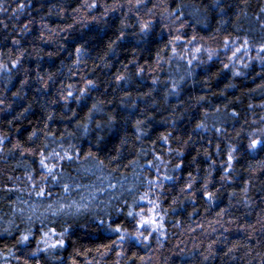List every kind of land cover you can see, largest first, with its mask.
Instances as JSON below:
<instances>
[{
    "label": "trees",
    "instance_id": "obj_1",
    "mask_svg": "<svg viewBox=\"0 0 264 264\" xmlns=\"http://www.w3.org/2000/svg\"><path fill=\"white\" fill-rule=\"evenodd\" d=\"M19 2L28 6L18 18L10 19L17 0H3L8 12L0 13V21L8 25L4 28L0 24V64L11 68V62L24 53L19 70L12 68L11 76L0 72V100L3 101L0 104V138H4L0 145V264H23V257L18 261L10 255V252L19 255L14 247L19 232L13 229L12 234L7 235L4 229L10 227L11 221L22 231L28 226L30 215L34 239L29 250L37 247L42 231L49 228L60 232L72 226L75 231V235L70 232L65 236L63 249L38 254L40 264H73V261L75 264H264V151L247 150L252 138L264 134V69L258 61L247 59H235L230 68L223 67L230 63L232 51L245 38L253 45L249 53L253 57L255 47L264 43V12H261L264 0H222L223 13L219 8L203 12L205 5L212 4L213 0H175V3L165 0L169 8L176 3L184 6L186 26L182 34H186V39L197 37L196 43L186 46L212 50L215 54L211 60L207 52H184L183 47H178L177 51L185 59L173 56L165 44L177 34L175 28L180 25L177 22L165 28L164 25L171 22L160 18V9L155 17H143L154 21L151 43L138 44L139 37L129 34L125 41L115 46L114 52H110L108 44L115 39L121 19L134 26L130 32H138L135 12H129L125 6L117 12H109L99 24L90 23L85 27L84 22L91 21L92 15L100 16L104 7L126 5V0H98L101 7L91 15L73 13L82 0ZM124 13H128L127 18ZM197 19L200 24L193 23ZM25 24H29V32L21 33ZM69 25L74 27L59 35H50V30L58 32L60 28L68 29ZM41 32L50 42L40 39ZM61 36L67 38L64 49L60 48L65 43ZM13 39L20 40V45L12 44ZM226 39L237 40V43L230 44L226 50ZM85 40L86 51L77 64L74 46ZM50 52L54 53L51 57ZM157 53L161 57L159 63ZM194 55L196 59L189 65L187 59ZM237 56L241 57L242 53ZM140 68L144 71L137 75ZM24 69L28 70L29 84L22 87ZM234 71L242 75L234 76ZM38 74L44 77L48 88H43L36 80ZM50 74L51 81L48 80ZM117 75L127 80L118 84ZM88 80L96 84L95 89L90 88L88 98L81 104L72 99L65 104L61 94L66 95L67 86L72 85L71 90L78 95ZM154 80L157 83L153 84ZM173 82L180 86L176 94H169ZM17 91L22 99L13 96ZM200 97L205 99L200 100ZM94 103L100 111L93 112L89 122L88 110ZM233 112L237 115L233 116ZM49 115L52 120L47 119ZM110 115L116 116L119 131L107 132L105 142L97 147L96 136L104 133H97L95 124L103 123ZM137 119L144 121L139 132L135 128ZM201 122L205 127L196 128ZM84 123L91 129L88 135L77 126ZM32 132L36 136L29 140ZM167 133H172L174 138L165 144L158 137ZM121 140H126L124 146ZM17 144L19 148H14ZM61 144L64 149L70 144L84 152L91 149L104 160V170L85 171L91 167L90 163H65L58 171H62L64 177L61 184L71 185L70 192L64 193L61 186H53L49 181L51 198L30 197L32 188L28 175L39 183L43 171L38 163V152L30 150L47 145L46 152L60 151ZM233 147L237 149L233 153L235 158L231 169L225 173L228 153ZM116 149H119V166L109 164L107 159L117 154ZM176 150L184 155L178 157ZM157 155L162 163L155 161ZM133 160L137 163H130ZM148 161L160 164L159 175L175 177L173 181L164 182L163 190H152L149 197L160 203L164 235L154 233L143 243L126 242L106 250L103 246L111 244L116 237L96 229L92 217L107 220L110 216L133 230L131 223L125 220L128 208H123L125 215L118 213L117 208L123 207L124 200L132 205L134 198L138 200L150 191L147 181L154 180L157 173ZM181 161L182 167L175 169ZM113 168L118 170L113 172ZM189 173L194 179L193 187L181 192L190 182ZM222 175L227 179L222 180ZM206 181V190L215 193L212 201L203 195ZM109 183L116 188H108ZM133 186L135 191L129 194L126 189ZM6 187L20 191L8 192ZM100 187L107 192L98 193L96 190ZM81 197L88 209L79 215L52 216L47 211L48 204L80 202ZM30 204L35 215L28 211ZM140 205L145 211L151 207L147 200ZM20 208L25 209L23 217ZM221 210L224 213L218 216ZM86 233H90L91 238ZM55 239L50 242L54 243ZM213 241L218 243L213 246L214 254L210 255L208 245ZM39 247L43 248V243ZM228 248L234 251L226 256ZM203 256L209 259L204 260ZM29 264L36 262L31 260Z\"/></svg>",
    "mask_w": 264,
    "mask_h": 264
},
{
    "label": "snow or ice",
    "instance_id": "obj_2",
    "mask_svg": "<svg viewBox=\"0 0 264 264\" xmlns=\"http://www.w3.org/2000/svg\"><path fill=\"white\" fill-rule=\"evenodd\" d=\"M29 3H31V0H28ZM173 3H175V0H173ZM221 3L222 0H213L212 4L205 5L203 12L207 13L209 9H216L219 8L220 11L223 13L224 9L221 8ZM151 4L152 6L149 7L148 5ZM28 5L23 2H19L17 0V7L12 9L13 16L11 18H18L19 14L23 12V10L27 7ZM125 6L128 7L129 12H135V18L138 24V32L132 31L130 32L131 29H133V25L129 24L126 22L125 19H121L120 21V27L118 30V33L116 34L115 39L111 40L110 43L108 44V51L114 52L115 46L120 44L121 42L125 41L127 36L129 34L138 36L139 40L137 43H151L152 42V33L154 29V21L152 18H149L145 20L143 17L148 16V17H155L157 15V9H160L159 11V16L161 19L165 20H170V24H165V28H170L172 25L176 24L179 22V28H175V32L177 33L176 35L171 36V39L167 41V44H165V48H170L173 56L179 57L180 59H185L184 56L180 55V53L177 51L178 47H183L184 52H189L192 51L194 53H201V52H207L208 53V58L209 60L212 59L213 55L215 54L212 50L205 49L202 47H196L194 49H189L186 45H192L197 42V37L193 35L191 38L186 39V34H182V30L185 28V13L182 11V8L184 7L183 5L176 3L175 7L169 8L165 0H160L159 3H154L153 0H135L133 3V0H126V5L122 4H115L111 8L109 7H104L103 13H101L100 16H95L92 15L91 21L84 22V26L87 27L88 24L90 23H96L99 24L101 21L104 20L105 17L108 16L109 12H117L118 10L124 8ZM101 7V4L98 2V0H82L80 3L79 7L74 8L72 11L73 13H81V12H86L89 15L93 13L94 10L98 9ZM63 11V9H61ZM8 8H6L3 4V0H0V13H7ZM261 12H264V8L261 9ZM125 18H127L128 13H124ZM31 21H29V24ZM194 24H200V20H195L193 22ZM0 24H3V21H0ZM29 24L23 25V27L20 29L21 33H27L29 32ZM4 28H7V24H3ZM43 27H47V25H43ZM74 25H69L68 29L65 28H60L58 32H54L53 30H50V35H59L60 33H64L68 31L69 29H72ZM91 30V29H90ZM40 39L45 40L44 33H40ZM75 39V37L73 38ZM239 38H237L238 40ZM61 40H64L65 43L60 45L61 49H64L67 43V38L64 36H61ZM237 40H228L226 39L224 41V48L227 50L229 49V45L232 44L233 46L237 43ZM12 44L19 46L20 45V40L18 39H13ZM45 42H50L45 40ZM87 44V41L85 40L84 43H80L74 46V53L76 55V62L79 64L80 61V55L86 51L85 45ZM253 50V45L250 43V41L245 38L242 43H240L239 47H235V50L232 51V55L229 57V64H224L223 67L225 69L230 68L231 62L234 61L235 59H247L249 61H258L262 69H264V43H261L258 47H255L256 55L253 57L249 55V53ZM242 53L241 57H238L237 54ZM24 53H21L19 57H17L16 60L11 62V68H8L4 64H0V72H6L9 76H11V70L12 68H16L19 70L21 66V60L23 57ZM48 55L51 57L54 55V53H48ZM161 57L159 53H157V62L159 63ZM196 59V56H192L191 59H187V63L189 65L192 64L193 60ZM130 63H133L130 61ZM243 67L247 68L249 67L248 64H243ZM144 71L143 68H140L137 71V75H140ZM25 73V78L21 80V86H27L29 84V78H28V70L24 69ZM189 75H191V72H189ZM234 76H240L242 75L241 72L239 71H234L233 72ZM259 75V74H258ZM183 79V78H182ZM36 80L42 84L43 88H48L49 84L44 80L43 76H40L39 74L36 76ZM48 80H52V75L50 74L48 76ZM127 78L123 75H117L115 77V81L119 84L122 81H126ZM157 83V81H153V84ZM179 84L176 82L172 83V87L169 90V94H176L178 89H179ZM232 85H229L231 87ZM72 85L67 86V91L66 95L63 93L61 94V99L64 100L65 104L72 99L74 100L77 104L83 103L87 98H88V93L90 88L95 89L96 84L92 80H88L86 82V85L84 88L79 90V94L75 95L73 93ZM37 91H40L38 88ZM127 95H130L128 93ZM148 95H151L149 93ZM13 96L22 99L21 93L19 91L13 93ZM200 100L205 99L204 97H200ZM54 101L53 103H55ZM3 101L0 100V104H2ZM135 107V105H133ZM251 107V105L249 106ZM25 112L28 111V108L24 109ZM100 111V108L96 103H94L91 108L88 110V120L89 122L92 121L93 119V112ZM216 111H219V109H216ZM76 113L73 112V116H75ZM207 115V113H205ZM233 116L237 115V113L233 112ZM52 116L49 115L47 117L48 120H52ZM68 119H71V117H68ZM117 119L116 116L110 115L106 121L103 123L97 122L95 124V130L97 133H104L103 135H97L96 136V141H97V147L99 145L103 144L105 142V138L107 135V132H118L119 129L117 128ZM144 121L137 119L135 122V128L137 132L140 131L141 127L143 126ZM79 128L83 130L84 135H88V133L91 131L89 128L88 123L84 124H78L77 125ZM205 125L203 122L198 123L196 125V128H203ZM216 131H220V129H216ZM255 135V134H254ZM36 136L35 132H32L31 135L29 136V140H32L33 137ZM170 138H174L172 136V133H167L163 134L158 139L160 141H163L165 144H168ZM137 140L140 139V136L137 135L136 137ZM191 139V137H189ZM4 142V138H0V145H2ZM187 143V141H185ZM126 144V140H121V146H124ZM14 148H19V144L14 145ZM47 145L44 146V148H37V149H31L30 152L32 153H37L39 154V166L43 170L40 174V179L39 183H36L34 181V177L32 175H28V180L31 182L30 186L32 188V191L29 192V196H35L37 199H44V198H51L52 192L50 191L49 188V181H51V184L53 186H61L63 189L64 193H68L71 191V185L68 183H63L61 184V181L64 179L62 171H58V169L62 170L65 163L68 165H71L73 162H80L81 165L90 163L91 167L85 169V171H91L92 169L98 170V171H103L105 167V162L104 160L100 159L98 155H96L95 152H93L91 149H89L87 152H84L82 149L77 148L75 145H69L68 149H64L63 144L60 145V151H56L53 149L51 152H46ZM261 150L264 151V134L255 136V138H252L250 142L247 145V150L250 152H255L256 150ZM2 150V149H0ZM117 152L116 155L109 156L108 163L109 164H116L119 166L120 164V155H119V149L115 150ZM169 153H172L173 150L169 148ZM236 148H230V151L228 153V160H227V167L224 169V172L227 173L231 169L232 161L235 158L233 153L236 152ZM23 155V153H21ZM178 157H182L184 153L182 151L176 150L175 153ZM144 155H147V153H144ZM207 155V154H206ZM155 161L161 162V157L160 156H155ZM132 164H136L137 161L133 160L130 161ZM148 165L152 168L155 169V172L157 173L156 178L149 179L147 181L148 187L150 189L149 192H145L143 195L139 196V199H133L132 205H129L127 200H124L123 202V207L117 208V212L120 213L121 215H125L123 212V208L126 207L128 208V211L125 215V220L129 221L132 225L133 230H129L128 227L124 225L123 222L118 221L117 219L109 218L107 220L103 218H99L96 216L92 217V223L95 224L96 229H98L101 232L104 233H110L116 237L115 240L112 241L111 244L107 246H103L106 248V250H112L116 246H121L125 244L126 242H132L133 244H139L147 241L154 233H159L160 236L164 235L163 231V220L164 217L160 215L161 211V206L158 201H155L153 199H150V194L152 190L155 189H161L163 190L165 187L164 182L165 181H173L175 177L173 176H168V175H159L160 173V164L154 163L153 161H148ZM183 161L181 163H177L175 165V169H180L182 167ZM143 167V166H141ZM118 168H113L112 171L116 172ZM79 171V169H77ZM189 183L186 185V188H182L180 191L184 192L186 189L191 190L193 187L194 179L192 177V174L189 173ZM221 179H227L226 175H222ZM207 184L208 182L206 181L204 188L205 191L203 192V195L206 197L207 200L212 201L215 193L207 191ZM80 185H77V188H79ZM123 187V185H121ZM108 188L110 189H115L116 185L109 183ZM6 191L8 192H13V191H20L19 189L15 188H5ZM98 193H105L107 192V189L100 187L97 188L96 190ZM126 191L129 194H133L135 191V186L126 189ZM246 191V189H245ZM94 198V197H93ZM115 199L119 200L120 197H115ZM147 200V203L151 206L148 208L147 211L143 207H141L140 202ZM22 203H27L25 201H21ZM110 203V201H109ZM175 203V201L173 202ZM139 208V211H136V209ZM73 209L75 211H73ZM88 209V204L84 202V198L81 197L80 202L76 201H71L69 203H61L59 201L56 202L55 205L53 204H48L47 206V211L50 212L52 216H57V215H79L82 212L86 211ZM28 211H31L33 215H35L34 207L33 205H29ZM20 216L23 217L25 214V209L20 208L19 209ZM224 213V210H221L220 213H218V216H222ZM28 226L24 228L22 231H19V226L15 225L11 221L9 222L10 227L4 229V233L7 235L12 234V230L15 229L19 232L18 239L16 240V245L14 247L16 248V252L19 253V255H16L15 253H11L12 257L16 260H20L21 257H23V264H29L31 260H35L36 264H40V259L38 257V254L40 253H46L50 252L53 249H63L65 247L66 241H65V236L71 232V234L75 235V231L72 229V226L65 227L62 231L56 232L55 228H49L47 231H42V238L41 240L37 241V247L34 250H29V244L31 243V240L34 239V234H33V228H32V216H28ZM23 222V221H22ZM219 223V220L217 221ZM231 223V221H229ZM41 224H43V221H41ZM215 231V229H213ZM225 231H228V229H225ZM147 232V235L145 233ZM86 235L91 238L90 233H86ZM55 239V242H50L53 238ZM43 243L44 247L41 248L39 245ZM217 241H213L211 244L208 245V251L209 254L212 255L213 253V246L217 244ZM99 252L100 250L97 249ZM234 251L233 248H228L227 252L224 253V255H229ZM103 255V253H101ZM79 255V253H78ZM117 255H121V253H117ZM204 260H208L209 256H203ZM73 264H75V261H73Z\"/></svg>",
    "mask_w": 264,
    "mask_h": 264
}]
</instances>
